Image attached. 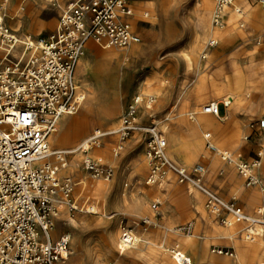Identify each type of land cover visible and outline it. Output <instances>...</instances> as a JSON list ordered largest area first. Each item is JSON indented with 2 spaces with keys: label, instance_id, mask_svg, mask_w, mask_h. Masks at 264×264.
I'll list each match as a JSON object with an SVG mask.
<instances>
[{
  "label": "built area",
  "instance_id": "obj_1",
  "mask_svg": "<svg viewBox=\"0 0 264 264\" xmlns=\"http://www.w3.org/2000/svg\"><path fill=\"white\" fill-rule=\"evenodd\" d=\"M10 0H0V264H70L72 235L54 234L59 213L66 207L70 212L100 215V201L82 193L76 195V183L63 177L71 153L52 152L51 135L58 129L64 115L76 114L86 99L87 63L91 43L105 48H129L141 41L129 21L128 0H72L63 5L54 0L60 10L55 30L47 37L31 40L24 29L8 23ZM239 0H216L214 23L227 28L232 23L226 12ZM264 9V0H259ZM218 44L211 39L208 46ZM21 46L20 54L16 53ZM157 100L138 93L128 104L115 133L125 141L135 132L146 136L149 174L145 188L152 190L171 172L177 181L192 186L196 202L204 207L208 220L224 225L255 223L236 200H225L205 182V165L193 169L178 165L168 156L167 140L157 125L144 127L139 123L141 110L152 111ZM224 105V113L221 106ZM207 110L222 118L228 104L211 103ZM261 130L260 146L254 157L240 160L228 149L219 148L211 132L206 133L207 148L226 164H236L248 186L264 185L259 174L264 161V115L258 120ZM108 132L96 128L79 146L83 168L95 178L111 180L116 171V158L123 149L121 143L112 148V157L101 153ZM127 186V185H126ZM144 201L157 211L162 201L144 193ZM149 195V196H148ZM258 214L264 218V206ZM144 225L154 224L145 216ZM193 225L184 227L192 233ZM136 232L133 226H123L120 250L126 252ZM181 248V247H180ZM179 247L173 248L177 264H192ZM212 252L234 256L223 247Z\"/></svg>",
  "mask_w": 264,
  "mask_h": 264
},
{
  "label": "rangeland",
  "instance_id": "obj_2",
  "mask_svg": "<svg viewBox=\"0 0 264 264\" xmlns=\"http://www.w3.org/2000/svg\"><path fill=\"white\" fill-rule=\"evenodd\" d=\"M41 1L43 4V0ZM44 1V13L41 14V19L47 20L49 25L45 26L40 38H47L57 27L60 18V10L54 0ZM70 1L72 0H60L63 5ZM250 1L253 3L254 10L264 12L259 0ZM22 2L24 3L25 0H10L9 2L8 23L12 27H14L13 23L16 19L15 8ZM153 2L168 6L175 5L176 8L171 15L166 16L164 14H159L157 11H153V8L149 6ZM207 2L208 0H128V6L131 10L139 13L148 11L150 13V18H140L141 20L138 21V29L133 28L141 37V41L138 44H134L130 48H115L116 50H121V52L128 53L134 47H141L145 44L147 46H144L145 53L134 73L131 88L120 93L121 103L119 105L116 120L111 128H118L120 119L128 104L138 93L143 94L146 99L154 95L157 97V100L152 111L148 112L146 109L141 110L139 123L144 127L157 125L158 130L161 131L163 136L167 139L168 147H170L171 144L173 145L171 146V153L168 152V155L174 163L184 165L188 169H193L198 164L205 165L207 169L205 173V182L208 187L225 200L238 201L248 214L254 215L258 214V210L261 206H264V202L249 201L246 195L257 191L260 192V186H248L245 179L240 176L236 164H226L219 155L211 152L207 148V132L212 133L213 141L218 147L222 141V135L216 134L213 130L204 129L201 132L202 154L197 156L192 163L187 164L180 156L174 153L176 138L171 133L173 128L170 127L165 131L163 123L157 122V120L166 119L170 112V104L178 98L180 94H183L184 99L188 101V108H193V110L195 109L201 112H203V107L205 105L214 100H218L219 103L223 104L224 96L228 94V92L223 89L225 75L222 72H218L217 66L219 62L227 59L230 52L241 46L244 40H236L233 44L227 46L218 40V44L211 48L208 46V42L211 38L215 37V34H210L197 52L190 53L192 57L190 66L186 64L181 55L185 49L189 50L190 39L194 33L193 28L190 30L186 26L185 18L194 16L200 9L204 11ZM215 2L216 0H213V8ZM245 23L243 30L239 28L236 29L235 32L238 33L241 29L244 34L247 35L250 52L244 55L239 54L237 58H239V61L246 60L244 65L250 67L264 62V25L261 28H256L251 21H246ZM24 29L28 31L27 28ZM28 32L30 33V31ZM213 51H216L215 56H212ZM154 52L155 55L153 56L152 53ZM200 63L209 64L200 72L196 70L197 65ZM160 83L165 84L162 89V95L159 92L161 87ZM148 86L151 87L149 88ZM258 88L262 89V92H264V78L260 86L258 85ZM112 92V89L109 90L106 88L105 100H107V96ZM235 101H237V98H235ZM83 106L84 103L81 105L80 112L83 110ZM261 106H264V103H262ZM258 110L259 109L253 104H247L241 111H238L236 114L233 113L237 115V119L241 121V126L238 127L239 129L235 127L234 122L230 120L223 121L217 119L218 124L223 127L238 131V147H232L231 143H228V145L222 148H227L229 151L235 153L236 156L242 155L238 160L239 162L240 160L254 157L260 146L261 130L258 126V120L264 115V111L259 113ZM177 112L176 110L174 114ZM221 113H223V107L221 108ZM210 115L212 116V114ZM184 118L188 121L191 120L189 112L185 114ZM96 128H101L106 131V128L97 120H93L87 130L81 134L75 142L69 144L63 150L80 146L82 141ZM53 134H61V124H59L58 129ZM145 140V134L138 131L133 133L125 141H123L117 133L107 136L105 144L101 149V153L105 157H112V148L114 144L121 143L123 145L121 154L115 161L116 171L113 178L107 181L106 179L102 180L114 186L115 191L108 197L101 196L93 191L90 187V181L96 178L90 173L88 177L85 176L73 179L77 185L76 195L82 193L84 187L83 191L85 195L94 196L100 201V208L104 209L106 216L103 213L100 215H93L80 211L69 212L73 217L78 220L80 219L79 226L74 227L70 226V224L65 225L59 233H70L72 235L69 255L70 264H93L92 260L98 256L102 259L103 264H163L161 260L162 251L165 250L171 254V256L173 255L172 249L176 247V236H178L176 231H180L184 235L193 234L198 218L207 228H217L220 230L228 229L227 225L222 224L218 220L206 222V211L204 207H202L201 213L196 212V207L199 204L196 202L195 194L192 193L193 188H191L189 184L179 183L174 172L169 174L171 178L163 187V193L161 195L162 203L157 213L153 212L154 215H156V219L153 218L154 224L148 226L144 225L141 223L143 217L138 218L134 216L135 213H132L128 206L122 203V200L132 193H135L137 198L142 200L144 193L153 195L154 192V190H147L145 188V180L150 169ZM49 141L52 147L51 139H49ZM54 151H58V149ZM71 157L72 154L70 155V160H72ZM211 158L217 160V166L215 168H211L208 164V160ZM81 166H83V164ZM232 169L237 177L240 178L239 183L234 188L231 187L230 184H223V180L229 177V171ZM206 174L210 175L209 183L206 180ZM259 176L264 185V161ZM171 182L175 184V186L172 187H179L181 191L174 197L171 196V192L168 191L169 183ZM126 184H128V186H126ZM255 187H258L260 190ZM147 204L150 209L149 212L151 211L150 213L153 214L150 204ZM195 204H197V206ZM195 214H197V219ZM103 221H112L111 227L115 230L113 236L104 230L103 225H99L103 223ZM87 222H91L89 225L90 227L83 229L84 226H82L81 223L84 224ZM189 224H192L194 227L192 233H187L184 230V227ZM123 226H133L136 235H149V243L143 245V254L146 255V257L142 258L138 256V253H135L133 249L129 248L124 254L121 253L118 244ZM243 228L242 225L240 232L235 235V238H209L208 245L210 255H216L212 252V249L218 246L230 249L234 252V255L237 256L235 244L238 241L243 242ZM202 234L204 235V232H202ZM166 237L169 241L164 242V238ZM107 243H110L111 246ZM107 245L110 248H108ZM181 248L186 251L188 255H191L184 247ZM218 256L220 255L214 257ZM119 258L125 259V263H120ZM171 264H177L174 258ZM197 264L200 263L197 262Z\"/></svg>",
  "mask_w": 264,
  "mask_h": 264
},
{
  "label": "bare ground",
  "instance_id": "obj_3",
  "mask_svg": "<svg viewBox=\"0 0 264 264\" xmlns=\"http://www.w3.org/2000/svg\"><path fill=\"white\" fill-rule=\"evenodd\" d=\"M44 5V0L43 4L41 0H25L24 3H19L15 8L16 19L13 23L14 28H27L30 33L26 29L24 30L31 35V40L41 39L40 36L43 33L45 26L49 25L47 20L41 19V14L44 13ZM149 6L153 8V11H157L159 14H164L166 16L171 15L176 8L175 5L168 6L165 4H157L155 2L151 3ZM225 10L229 15V21L232 23V25L227 28H220L214 23L216 2L213 8V0H208L204 11L203 9H200L194 16H188L185 18L186 26L190 30L193 28L194 33L190 39L189 50L185 49L181 55L186 64L190 66V63L192 62L190 53L197 52L210 34H215V37L211 39H216L217 41L220 40L226 46L233 44L236 40H244L241 46L230 52L227 59L219 62L217 66L218 72H222L225 75L223 89L226 90L228 94L224 96L223 101L228 104L227 114L222 116V118L210 115L211 113L207 110V106L211 103L218 104V100H214L205 105L203 107V112L195 109L193 110V108L190 109L188 108V101L184 99L183 94H180L178 98L170 104V112L166 119L157 120L158 123H163L165 131L170 127L173 128L171 133L176 138L174 153L175 155L177 154L180 156L187 164L192 163L197 156L202 154L201 132L204 129L213 130L216 134L222 135V141L220 143L221 147L219 146L221 149H227L222 147H225L228 143H231L232 147H238V131L229 130L228 128L223 127L218 124L217 119L223 121L230 120L231 122H234L235 127L238 128L241 126V121L237 119V115L235 114L238 111H241L247 104H253L256 106L257 109H259V113L264 111V106H261L262 103H264V92H262V89L258 88V85L260 86V83L264 78V62L247 67L244 65L246 60L239 61V58H237L239 54L244 55L250 52L248 44L249 39L242 31L246 24L245 22L251 21L256 28H261L264 25V12L254 10L253 3L250 0H239V3L236 6L227 7ZM140 18H150V13L148 11L139 13L131 10L129 21L133 28L138 29V21L141 20ZM239 28L242 30L240 29V31L236 33L235 30ZM144 46L147 45L145 44L141 47H134L128 53H125L121 52V50H116L115 47L105 48L96 43H91L92 49L91 52H89L90 60L87 63L86 99L85 102H83V110L81 112L79 110L74 115H64L60 120L61 134H52L50 137L53 153L57 152L54 150L58 149V151H66L72 154V160H70L67 167L61 171L63 177H68L73 180L74 178L88 177L90 175L89 172L81 166L83 155L79 146L68 150L63 149L69 144L75 142L79 136L87 130L93 120H97L102 126H104L106 132L109 134L115 133L116 129H112L111 126L116 120L119 105L121 103L120 93L131 88L134 73L145 53ZM20 51L21 46H18L16 53L20 54ZM152 54L154 56L155 52ZM215 54L216 51H213L212 56H215ZM208 64L209 63H200L197 65L196 70L201 72L203 68L208 66ZM160 84L161 87L159 92L162 95V89L165 84ZM148 87L150 88L151 86ZM106 88L113 90V92L107 96V100H105ZM235 98H237V101H235ZM176 110L178 112L174 114ZM147 111L151 112L149 110ZM187 112H189L191 118L189 121L184 118ZM171 146L173 145L171 144ZM171 146H167V154L171 151ZM208 164L211 168H215L217 166V160L211 158L208 160ZM260 170L261 168L256 170L259 175ZM229 172V177L223 180V184H230L231 187L234 188L239 183L240 178L237 177L233 169ZM170 178L171 176H168L160 185L154 187L152 189L154 190L153 195L150 196L153 198H159L162 201L161 195L163 193V187L169 182ZM99 179L100 178H96L95 180L90 181V187L97 194L108 197L113 191H115L114 186L111 183L102 181L105 180L104 178ZM206 180L209 183L210 175L206 174ZM173 183L174 182L169 183L168 191H170L171 196L174 197L181 191L179 187H172L175 186ZM126 185L128 186V184ZM190 187L192 188V186ZM144 196L145 195H143L142 200H139L136 194L132 193L124 198L122 203L127 205L130 211L135 213L134 216L138 218L147 216L151 220L153 218L156 219L154 213H157V211L152 210V213L154 212L153 214L150 213L151 211L149 212L150 209L148 204L144 201ZM246 196L249 201L264 202V191L262 190H260V192L248 193ZM195 205L197 206V204ZM196 209V212H202L201 205H198ZM69 212L70 211L64 207L59 213L56 226L53 230L55 235H58L65 225L70 224V226L74 227L80 225V219L78 220L73 217ZM101 213L106 216L104 209H101ZM195 216L197 219V214H195ZM251 217L255 218V223L247 224L232 222L227 226L228 229L226 230L207 228L198 218L195 232L193 234L184 235L180 231H176L178 236H176L175 245L179 248L184 247L191 254L188 255L186 251L180 248L185 256L190 259L192 264H197V262L200 264H264V218L258 214L251 215ZM206 222H211V220L207 219V216ZM111 223L112 221H103V223L99 225H103L104 230L113 236L115 230L111 227ZM90 224L91 222L84 224L81 223V225L84 226L83 229L90 227ZM242 225L244 227L242 229V232L244 231L243 242L238 241L235 244L238 254L237 256L214 257L216 255H210L208 245L209 238H235V235L240 232ZM202 232H204V235ZM121 233L122 232H120V234ZM148 238L149 235H135L134 241L132 245L129 246V249H133V251L138 253V256L142 258L146 257V255L143 254V245L149 243ZM167 241H169V239L167 237L164 238V242ZM107 244L111 246L110 243ZM108 245L107 247L110 248ZM119 245L120 241L118 244L120 250ZM122 253L124 254L125 252ZM173 258L175 259V257L173 255L171 256L167 251H162L161 260L163 264H171ZM124 261L125 259L119 258L120 263H125ZM92 262L93 264H103V261L99 256L93 259Z\"/></svg>",
  "mask_w": 264,
  "mask_h": 264
},
{
  "label": "crops",
  "instance_id": "obj_4",
  "mask_svg": "<svg viewBox=\"0 0 264 264\" xmlns=\"http://www.w3.org/2000/svg\"><path fill=\"white\" fill-rule=\"evenodd\" d=\"M222 107H223V113H224V110H225L224 105H222L221 108H222Z\"/></svg>",
  "mask_w": 264,
  "mask_h": 264
}]
</instances>
